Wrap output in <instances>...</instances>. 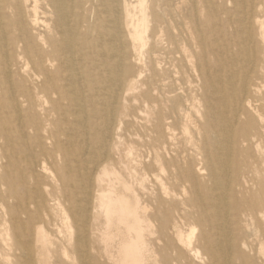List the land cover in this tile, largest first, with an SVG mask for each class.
<instances>
[{"label": "bare ground", "instance_id": "1", "mask_svg": "<svg viewBox=\"0 0 264 264\" xmlns=\"http://www.w3.org/2000/svg\"><path fill=\"white\" fill-rule=\"evenodd\" d=\"M0 264H264V0H0Z\"/></svg>", "mask_w": 264, "mask_h": 264}]
</instances>
